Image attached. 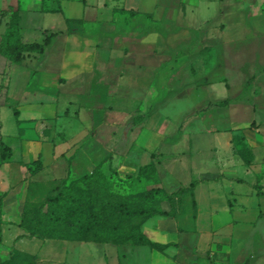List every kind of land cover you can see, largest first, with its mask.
<instances>
[{
	"label": "rangeland",
	"instance_id": "1",
	"mask_svg": "<svg viewBox=\"0 0 264 264\" xmlns=\"http://www.w3.org/2000/svg\"><path fill=\"white\" fill-rule=\"evenodd\" d=\"M123 1L116 5L139 13L110 14L98 0H86L87 10L79 2L0 0V38L11 14L2 11L10 6L20 8L24 41L64 31L44 55H28L21 64L0 54V137L10 147L9 164L0 156L2 217L20 218L27 230L24 224H35L32 209L63 181L112 156L102 165L109 179L105 202L159 188L140 203L169 210L168 195L198 181L193 192L175 197V217L115 215L166 249L76 242L68 255L59 246L52 255L74 264L232 262L234 225L264 221L263 198L234 181L264 180V0ZM42 7L64 12L36 11ZM70 14L97 18L68 23ZM81 78H96L95 89H83ZM251 96L255 109L245 101ZM39 152L46 168L32 187L20 165ZM152 161L157 173L141 177L140 167ZM78 219L73 208L59 212V234L78 236ZM256 231H264V222ZM10 232L4 228L2 256L12 249Z\"/></svg>",
	"mask_w": 264,
	"mask_h": 264
},
{
	"label": "trees",
	"instance_id": "2",
	"mask_svg": "<svg viewBox=\"0 0 264 264\" xmlns=\"http://www.w3.org/2000/svg\"><path fill=\"white\" fill-rule=\"evenodd\" d=\"M10 14L9 20L6 23V28L0 38V54L5 56L11 62L21 64L26 59V55L43 54L46 48L50 45L51 34L45 38L43 42H26L20 31V8L10 6L8 10H3V17ZM17 111H15L16 115ZM138 121L143 120V116L137 117ZM2 125H0L1 135ZM8 152V153H7ZM0 156L6 160L10 155V147L0 140ZM109 156L107 160L111 159ZM98 164L91 173L70 180L63 181L57 193L52 197H47L43 200L38 209L35 211V220L33 225H25L28 231L27 237H39L49 239H64L71 241L96 242V243H113L115 245H123L125 243H133L136 246H149L158 251L166 249L167 245H161L151 241L140 226L135 224H124L115 219L118 213L124 214L127 218L134 216L151 217L159 215L163 217H175L174 199L180 194L193 192L198 181H193L190 186L182 187L178 191L168 195L170 202L169 210H157L154 208H146L140 203L145 197H150L154 192H160L161 189L153 188L145 192L130 194L122 200L109 203L103 199L104 194L109 193V179L102 169L104 163ZM42 168V161L35 160L29 169L33 173H37ZM156 174L157 168L152 161L140 167L139 175L149 178V174ZM243 182V180H239ZM254 188L262 193L259 185H254ZM45 207L48 209L46 213ZM66 208H73L79 216L77 226L79 229L78 236L75 238L62 236L56 229V218L59 212ZM29 211L26 209L24 214ZM2 214H3V197L0 195V244L2 241ZM22 219H24V215ZM20 237V236H19ZM26 259V260H25ZM28 259H30L28 261ZM35 256L23 253H15L7 260H2L0 264H35Z\"/></svg>",
	"mask_w": 264,
	"mask_h": 264
},
{
	"label": "crops",
	"instance_id": "3",
	"mask_svg": "<svg viewBox=\"0 0 264 264\" xmlns=\"http://www.w3.org/2000/svg\"><path fill=\"white\" fill-rule=\"evenodd\" d=\"M58 1H61V2L67 1L68 3H75V2H79L81 4L84 3L85 10H87V8L88 9L90 8L89 6H86V4H87L86 0H58ZM109 2H110V4H109ZM117 3L118 4H125L126 2H124L123 0H98L97 7L99 9H101V8L108 9L111 7L109 10L110 14H111V11L114 14H120V13L125 12V11H128V12L133 11L135 13H137V12L139 13V11L136 10L133 6L129 7L127 9V7H120V6L116 5ZM36 11H41V12H50V11L51 12H57L58 11L60 13L64 12L62 8H60V9H52V8L51 9H44V7L37 8ZM95 17L93 16V18H90V15L86 16V18H85V16L76 17V15L70 14V16H68L66 18V21L68 23L81 24V23H87L89 19H96L97 17L96 18ZM1 21H2V18L0 20V23H1ZM6 23L7 22H5V25H6ZM20 27H21V22H20ZM61 32L64 33V31L49 32L46 34V37L51 35V34H55L52 37V41H53V39H55V37ZM66 32L68 34L67 36H69V35H73V33H77L78 29H77V27H75L74 29H70L69 31L67 30ZM51 43H50V45H51ZM47 48H46V50H47ZM46 50L43 54H34V55L35 56H42L46 53ZM31 55H33V54H31ZM27 57H28V54L26 55V58ZM145 62L146 63H152V57L145 58ZM76 77L78 78L79 75H77ZM89 79L81 78L80 84L83 87V89L89 87V88H92L94 90L96 87V83H95L96 78H92L90 80ZM255 93H256V89H253V90H251L250 95L255 94ZM245 101L248 104H250L253 109H255V107H258V104L256 103V101L253 100L252 96L250 97V100L245 99ZM234 103L235 102H230V104H234ZM20 139H21V141H24V140L36 141V140H31L27 137L26 138L21 137ZM0 140L3 141L2 137H0ZM42 154H43V152H39L38 158L42 161V168L37 173H33L29 169V166H31L32 163L35 161L33 158H34V155L36 156V154L33 155V158L23 159V160H25V163L23 165H20L24 171L27 170V172L29 173L32 187H33L32 184L37 182V177L46 168L45 161H43V159H42ZM4 161L5 160H3V162ZM3 164H9V162L5 161ZM2 165H1V167H2ZM90 168H91V171H89L87 173H91L93 171L92 168H94V167H92V165H91ZM239 180H242V179L237 178L234 180V181H236L237 185H239L240 187L247 186L252 194L255 193L256 196L258 195L260 198L262 197L264 200V180H261L259 183H256V184H253L254 182H251V181H253V178H251V180L248 182L246 180H243V182H240ZM249 183H252V184H249ZM254 185H259L261 187L262 193H259L258 190L256 188H254ZM6 209H7V201L5 200V201H3V211ZM261 218L262 217L259 218L260 220L258 219L257 221L255 220L254 222L246 221L244 219V221H239L234 225V237H235V241L237 244V249L231 255L233 257L232 262L222 263L220 260H215V261L207 260V264H230V263H232V264H264V231L261 234H259L256 231L257 225H260L261 223L264 222V221L262 222ZM4 228L6 229V231H7V229L9 231H11L10 233H11V242H12V249L9 250V253L6 256H2V254H1V245L3 243V238H4ZM13 229H15V230L17 229V232H15V231L13 232L12 231ZM255 232H256V234H255ZM27 235H28V231L23 229V227L20 226V218H19V220L16 219L15 221H9V220H7V218L2 217V241L0 244V257H1V259L7 260L11 256H13L15 253H23V254L35 256V258H36L35 264H64V263L65 264L66 263L67 264H74V262H77V261H70L69 262L68 257H66V255L69 254V248L74 247L76 245V242H83V241H71V240H64V239H49V238H39V237L29 238V237H27ZM57 243H61V244H57ZM247 245L249 248L246 251L245 247L247 248ZM58 246H59V248H61V249L65 248V250H66V255L63 258L55 257L54 255H52ZM259 246H261V247H259ZM258 249L260 251L259 254H257ZM62 261H63V263H62Z\"/></svg>",
	"mask_w": 264,
	"mask_h": 264
}]
</instances>
